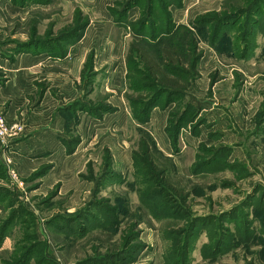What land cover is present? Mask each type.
Segmentation results:
<instances>
[{
  "label": "rangeland",
  "instance_id": "374dc122",
  "mask_svg": "<svg viewBox=\"0 0 264 264\" xmlns=\"http://www.w3.org/2000/svg\"><path fill=\"white\" fill-rule=\"evenodd\" d=\"M0 36L87 95L53 159L0 140V264H264V0H0Z\"/></svg>",
  "mask_w": 264,
  "mask_h": 264
},
{
  "label": "crops",
  "instance_id": "0c3cea01",
  "mask_svg": "<svg viewBox=\"0 0 264 264\" xmlns=\"http://www.w3.org/2000/svg\"><path fill=\"white\" fill-rule=\"evenodd\" d=\"M1 39H3L2 36H0V111H3L10 123H14L19 119L24 122V135L15 141L12 147L14 156H16L14 158V167L19 173L20 171L22 173L23 170L32 169L29 162L34 159L40 161L53 159V148L58 153L61 146L60 138H64L62 134L66 126L65 121H63L64 118L58 113V110L65 107L68 102L76 98L82 99L83 96L87 95L84 94V88L80 86H78L79 88L76 87L73 81L67 79L69 77L68 72L76 76V73L72 71V66H67L69 70L66 74H63L61 71L52 73L42 72L40 69L34 70L35 64L31 62H26L25 65L19 66L18 62L16 63V58L19 56L17 54H15L14 61L11 63L9 50L13 47L3 44ZM94 39V37H90L88 41L92 42ZM75 62L78 74H80L79 63L81 60H76ZM62 63H60L59 68L62 66ZM118 70H120L119 74L122 75L124 69L119 68ZM62 75L65 77H62ZM48 78L52 80L49 88H47L48 90L43 96L39 97L38 102L33 101V93L39 89L36 82ZM116 81H119L118 85L122 87V77L119 76ZM90 89L88 88L92 93L100 90L96 86L92 90ZM50 91H54L55 94L52 96ZM194 93L195 96H191L188 101L193 105H195L198 96L196 91ZM49 94L52 100L48 99ZM91 94L88 95L89 99H92ZM88 101L92 100H87L86 102ZM153 115L151 117L153 123L159 120L161 124H164L166 120L165 114H158V119ZM163 127H165V124ZM70 128L72 129V127ZM49 179L50 182H53V172L50 174Z\"/></svg>",
  "mask_w": 264,
  "mask_h": 264
},
{
  "label": "built area",
  "instance_id": "2783aa9c",
  "mask_svg": "<svg viewBox=\"0 0 264 264\" xmlns=\"http://www.w3.org/2000/svg\"><path fill=\"white\" fill-rule=\"evenodd\" d=\"M23 132V127L19 123L8 124L3 116L0 115V140L5 142L14 140ZM4 164L13 170V161L9 156L4 155ZM14 172V171H11Z\"/></svg>",
  "mask_w": 264,
  "mask_h": 264
},
{
  "label": "trees",
  "instance_id": "16d2710c",
  "mask_svg": "<svg viewBox=\"0 0 264 264\" xmlns=\"http://www.w3.org/2000/svg\"><path fill=\"white\" fill-rule=\"evenodd\" d=\"M138 1H140V0H138ZM130 7V6H129ZM76 37H77V33H75V34H73V35H70V36H67V38H66V42H72V41H75L76 40ZM59 56V55H58ZM60 57V56H59ZM148 61V60H147ZM168 61V60H167ZM169 61H170V59H169ZM191 61H193L192 63L193 64H191ZM169 63H171V61L169 62ZM182 63H185V61H182V60H180V61H178V64H182ZM149 64V65H148ZM190 64H191V66L192 67H194V60H191L190 59ZM152 63L151 62H147V64H146V70L147 71H149V72H151V68H152ZM150 66V67H149ZM155 67V66H154ZM164 81V80H163ZM151 105H145V111L147 112V116H146V118H148L147 119V121H146V123L148 122V120H149V115H148V113H149V111H150V109H151ZM77 108V106H74V110ZM70 111V110H69ZM71 113L70 114H74L73 112H72V109H71V111H70ZM139 119V118H138ZM12 222V221H11ZM10 221H7V223L6 224H4L3 225V227H2V231H1V234H2V236H1V238L3 239L4 238V235L6 234V231H7V228H8V226H9V224L11 223Z\"/></svg>",
  "mask_w": 264,
  "mask_h": 264
}]
</instances>
